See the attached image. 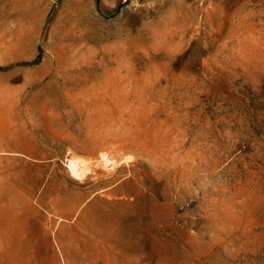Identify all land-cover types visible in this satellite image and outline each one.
Here are the masks:
<instances>
[{"label": "rangeland", "instance_id": "374dc122", "mask_svg": "<svg viewBox=\"0 0 264 264\" xmlns=\"http://www.w3.org/2000/svg\"><path fill=\"white\" fill-rule=\"evenodd\" d=\"M39 3L0 78V264H264V0Z\"/></svg>", "mask_w": 264, "mask_h": 264}, {"label": "crops", "instance_id": "0c3cea01", "mask_svg": "<svg viewBox=\"0 0 264 264\" xmlns=\"http://www.w3.org/2000/svg\"><path fill=\"white\" fill-rule=\"evenodd\" d=\"M39 4V0H0V78L6 74L4 68L10 67V61L29 59L22 49L28 43L27 31L23 29L28 27L29 13L37 11ZM1 153H12V149L0 147Z\"/></svg>", "mask_w": 264, "mask_h": 264}, {"label": "bare ground", "instance_id": "6f19581e", "mask_svg": "<svg viewBox=\"0 0 264 264\" xmlns=\"http://www.w3.org/2000/svg\"><path fill=\"white\" fill-rule=\"evenodd\" d=\"M105 161H107L106 158H105ZM75 163L70 161L68 165H69V168H70V171L72 172V174L75 176H79L81 174V169L79 167H77L78 164L76 165Z\"/></svg>", "mask_w": 264, "mask_h": 264}]
</instances>
